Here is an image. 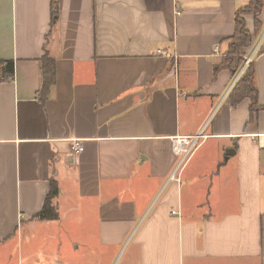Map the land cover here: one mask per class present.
Masks as SVG:
<instances>
[{"label": "crops", "instance_id": "0c3cea01", "mask_svg": "<svg viewBox=\"0 0 264 264\" xmlns=\"http://www.w3.org/2000/svg\"><path fill=\"white\" fill-rule=\"evenodd\" d=\"M51 1L0 0V76L13 67L0 80V246L59 221L36 218L54 182L57 219L63 202L96 217L102 247L139 223L141 264H264V0L258 34L245 18L252 114L249 98L229 104L240 71L222 67L248 0H53L55 19ZM45 53L56 82L43 105ZM202 129L171 180L172 138Z\"/></svg>", "mask_w": 264, "mask_h": 264}, {"label": "rangeland", "instance_id": "374dc122", "mask_svg": "<svg viewBox=\"0 0 264 264\" xmlns=\"http://www.w3.org/2000/svg\"><path fill=\"white\" fill-rule=\"evenodd\" d=\"M245 63L244 70L248 66ZM59 214L58 222L43 228L36 224L31 230L23 227L17 236L7 239L0 246V264H141L139 250L134 247L142 227L139 223L123 243L102 247L98 245L96 217L71 212L65 202ZM174 214L180 217L177 211Z\"/></svg>", "mask_w": 264, "mask_h": 264}, {"label": "trees", "instance_id": "16d2710c", "mask_svg": "<svg viewBox=\"0 0 264 264\" xmlns=\"http://www.w3.org/2000/svg\"><path fill=\"white\" fill-rule=\"evenodd\" d=\"M51 16L55 19L57 16V6L54 1H51ZM263 7V0H248V3L242 7V9L236 12L235 17V33L228 41V50L223 57L222 67L230 70L231 74L235 76L243 67L246 62L244 56L247 53L253 43V38L246 29V17L250 16L254 19V29L258 34L259 21L261 10ZM40 72H41V86L38 92V97L41 103L44 105L48 100L50 92L55 85V72L56 66L54 60L45 53L39 61ZM254 65L252 62L248 64L241 77L238 79L236 84L229 94L228 102L234 106L245 98L250 99V110L251 114L256 111H260L258 106V91H256L253 79H254ZM13 79V67L11 62H6L2 65L1 70V81H11ZM50 192L47 195L44 207L42 211L36 216L38 220H58L57 213L51 200L57 195L58 189L54 182L50 183Z\"/></svg>", "mask_w": 264, "mask_h": 264}, {"label": "built area", "instance_id": "2783aa9c", "mask_svg": "<svg viewBox=\"0 0 264 264\" xmlns=\"http://www.w3.org/2000/svg\"><path fill=\"white\" fill-rule=\"evenodd\" d=\"M179 15V13H177ZM217 52V49H215ZM158 54L165 55L160 50L157 52ZM248 60V59H246ZM251 62L249 60L248 64ZM206 136L204 135V130L202 129L198 134L191 137H174L172 138V153L177 158H179L178 163L176 165L174 173L170 176L171 180H178L175 177L176 171H178L181 167L185 165V162L191 157L192 153L205 141ZM71 151L74 156L81 153L83 151V145L80 142L73 141L71 146ZM180 171V170H179Z\"/></svg>", "mask_w": 264, "mask_h": 264}, {"label": "water", "instance_id": "95a60500", "mask_svg": "<svg viewBox=\"0 0 264 264\" xmlns=\"http://www.w3.org/2000/svg\"><path fill=\"white\" fill-rule=\"evenodd\" d=\"M247 59H248V60L246 61L245 66H246V64H248L250 58H247ZM243 71H244V67H243V68L240 70V72L237 74V78L235 79L234 82H236V81L239 79V77H240V75L242 74ZM231 152H233V151H231Z\"/></svg>", "mask_w": 264, "mask_h": 264}]
</instances>
